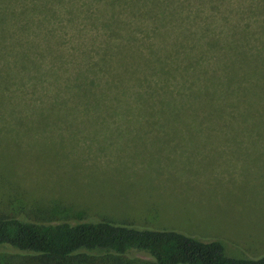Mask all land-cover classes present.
<instances>
[{"label":"trees","instance_id":"1","mask_svg":"<svg viewBox=\"0 0 264 264\" xmlns=\"http://www.w3.org/2000/svg\"><path fill=\"white\" fill-rule=\"evenodd\" d=\"M253 110L264 111V0H0V111L137 112L134 122L146 112L185 125L189 111ZM20 219L0 217V250L10 253L0 264H119L134 255L264 264L174 231Z\"/></svg>","mask_w":264,"mask_h":264},{"label":"rangeland","instance_id":"2","mask_svg":"<svg viewBox=\"0 0 264 264\" xmlns=\"http://www.w3.org/2000/svg\"><path fill=\"white\" fill-rule=\"evenodd\" d=\"M189 112L174 125L146 112L0 111V217L174 231L264 257V111Z\"/></svg>","mask_w":264,"mask_h":264}]
</instances>
